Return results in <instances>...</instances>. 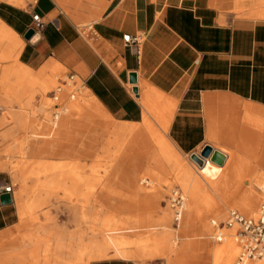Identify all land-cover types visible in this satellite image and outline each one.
I'll return each mask as SVG.
<instances>
[{
	"label": "crops",
	"instance_id": "obj_1",
	"mask_svg": "<svg viewBox=\"0 0 264 264\" xmlns=\"http://www.w3.org/2000/svg\"><path fill=\"white\" fill-rule=\"evenodd\" d=\"M34 14L42 27L36 33L38 40L30 44L22 35ZM0 24L21 41L17 61L25 70L37 71L38 77L51 71L72 76L117 125L150 126V120L180 154L209 146L222 153L231 151L237 162L264 167L262 0H0ZM122 35L140 36L137 53L123 43ZM131 72L135 85L128 84ZM85 114L84 105L75 103L67 135L72 117L83 119ZM75 129L88 133L84 123ZM87 139L92 143L93 134ZM27 142L26 160L48 157L61 148L58 141L31 151ZM164 156L172 159L169 149ZM209 163L206 159L204 167ZM182 174L186 187L191 172ZM90 178L91 170L70 177ZM6 183L0 170V193ZM13 191L12 186L10 202L0 204V264L9 260L14 264L16 258L21 264H36V259L39 264H57L53 242H45L42 231L38 232L42 240H37L36 224L23 218ZM42 193L34 189L26 194ZM245 194L238 197L239 206L248 208L247 215L252 216L255 200ZM204 200L211 203L208 197ZM211 209L215 208H207ZM139 252L114 254L150 259L149 253L143 251L141 258ZM62 254L69 258L68 250ZM88 264L141 263L109 256Z\"/></svg>",
	"mask_w": 264,
	"mask_h": 264
},
{
	"label": "rangeland",
	"instance_id": "obj_2",
	"mask_svg": "<svg viewBox=\"0 0 264 264\" xmlns=\"http://www.w3.org/2000/svg\"><path fill=\"white\" fill-rule=\"evenodd\" d=\"M228 14L243 17L236 13ZM21 45V41L12 36L8 47L11 48V58H0V170L5 172L7 182L14 188L15 203L24 212L23 218L30 224H36L34 230L37 240H42L38 236V232L42 231L46 235L45 242H53V249L58 251V257H54L57 264H74V261L66 259V251L68 250L67 255H70L71 249H74L76 232H84L90 227H104L103 229L111 232L104 233L101 241L103 246L111 249L110 257L127 258L141 264H166L158 249L165 244L164 239L145 242L142 239L146 237L135 236V227L140 223L141 217L151 216L157 220L167 215L171 228L178 230L172 221L168 200L172 189H177L185 198L182 220L191 209L200 208L199 215L206 226L201 232L205 243L202 257L207 264L209 249L219 244L211 237L215 232L211 220L216 223L223 221L229 209H235L244 216H251L239 210L238 197L246 195L245 193L253 196V212H256L258 187L264 182V167L259 168L258 164L254 163L248 165L237 162L239 158L231 151L224 150L227 156L222 165L211 162L202 170L188 155L178 153L162 133L156 130L153 122L147 119L150 126L136 125L130 129L117 125L95 104L77 80L67 81L62 73L56 71L41 77L34 71L29 87L24 85L25 87L22 86L18 91L16 84L20 83L19 77L13 76L10 81L8 77L21 68L17 61ZM6 49V43L0 40V56ZM57 80H64L67 85H62ZM56 87H59L60 92L56 95L57 101L53 102L48 96ZM17 91L23 96L18 99L19 102L25 103L21 107L12 103V96ZM71 102L84 105V118L72 117L70 132L59 140L61 148L54 154L31 158L30 162L33 161L34 164L30 166L33 175L32 179L27 180L28 192L39 189L43 193H23L18 185L20 178L16 169L27 161V140L30 146H36L34 151L43 144L53 142L60 129L61 120L67 116V112L61 114V111L63 108H69ZM52 111H58L60 117L52 118ZM83 123L88 131L86 135L75 129L78 124L82 126ZM54 124L56 129L51 139L35 142L28 138L30 134L48 135ZM89 134H93V144L87 139ZM126 135H129L130 140ZM168 149L172 155L170 160L164 156ZM89 170L91 178L85 181L87 185H83L81 179H70L74 173H87ZM184 170L191 172L186 180V187L182 185V181H185L182 174ZM243 170L246 171L243 173ZM131 176L135 178V185L130 184ZM223 196L226 199L222 198ZM206 197L211 199V203L204 200ZM74 206L82 209L80 212L85 211L94 217L107 215L108 223L104 225L89 217L87 224L80 220L75 224L72 215ZM210 207L215 209L207 210ZM145 223L150 225L151 221L146 220ZM66 225H69L68 237ZM226 230L227 228H224L221 232ZM228 230H231L234 236L235 227ZM194 239L195 237L189 238ZM59 244H62L61 248ZM43 248L46 250L48 244L45 243ZM135 250L149 253L150 259L114 254L120 251L133 255ZM63 251L65 258L62 256ZM196 253L201 255L200 252ZM237 254L238 245L230 264ZM38 261L36 259V264H39ZM46 261L48 262L47 259ZM13 262L21 264L19 258ZM88 262L86 260L83 264ZM10 263L11 260L8 261V264Z\"/></svg>",
	"mask_w": 264,
	"mask_h": 264
},
{
	"label": "bare ground",
	"instance_id": "obj_3",
	"mask_svg": "<svg viewBox=\"0 0 264 264\" xmlns=\"http://www.w3.org/2000/svg\"><path fill=\"white\" fill-rule=\"evenodd\" d=\"M262 2L264 4V0H262ZM12 36L13 33L0 24V40L6 43L8 49L1 52L0 58L3 60L11 58V55L9 54L11 48L8 47L11 44ZM32 73L33 72L31 70L29 69L25 70V68L21 66L20 70L11 73V75L8 77L9 79L8 81L11 80V77L18 76L20 83L16 85L18 86L19 89L18 91H20V88L24 85L29 87V83L33 80ZM43 90L44 89H42V91ZM18 91L12 96V103L14 105L16 104L18 107H21L22 105H25V103L23 101L21 103L19 102L18 99L22 98L23 96ZM69 104H70L69 108H65V109L63 108L61 111V114L67 112V116L64 117L60 122V129L58 131L57 137L55 138V140H53V142L55 143L58 142L59 140H62L65 136H67L68 126H69L68 116L70 111L75 109V104L73 102ZM58 115L59 113L56 114V117L54 119L59 118L60 115L59 116ZM55 129H56V125L54 124L48 135L42 136V135L30 134L28 138L35 142L40 139L41 140L51 139L53 137ZM34 147L36 146L34 145L31 146V151H33ZM32 164L34 163L30 162V160H27L24 164H21V166H18L16 169L17 175L20 178L18 181V185L20 186L23 193L28 192L29 189L27 187V180L32 179L33 172H32V168L30 167ZM197 166L198 168L204 170V168L207 165H205L204 167V163H203L202 165H197ZM130 182L131 185H135V179H131ZM82 184L87 185L86 182L83 180H82ZM222 198L226 199V197L224 196ZM73 208L74 209L72 210V215L75 224L79 220L82 221V223L87 224L89 217L91 218V220L95 219V221L101 222L104 225L108 223L109 217L107 215L101 214L97 217L96 216L94 217L93 215L91 216L89 213L85 211L80 212V210L82 209L76 206H74ZM184 209H185V198L184 196H182L180 218L175 224V228L178 227V230H174L171 228L167 215L166 216L164 215L162 218L157 220L153 219L151 216H146L145 218L143 217L139 218L140 223L135 227V236H140L141 238L146 237L145 239H142L145 242L150 240L164 239L165 244H162V246L158 247V249H159V254L162 257H164L166 264H205V263L207 264V262H205V259L202 257V253H203L202 251L205 250L204 249L205 243L203 242L204 235L201 232L206 229V226L203 224V220L199 215L200 208L191 209L185 215V218L182 220L181 218ZM239 210L242 213L247 214L246 210H248V208L239 206ZM253 215H255V212H253L252 216ZM146 220H150L151 224L149 225L145 223ZM103 228L95 229L90 227L84 232L82 231L76 232L75 247L74 249H71L69 255V259L71 261H74V264H83V262L86 260L92 261L93 259L111 256L112 254L111 249L101 244L104 233L111 234V232ZM224 228L226 227L223 226L221 229L218 230V234L221 235V239L220 241H217L215 243L219 242V244L214 245L208 251V255H209L208 264H230L235 255L238 244L234 239L232 231L228 230V229H232V227L227 228V230L224 233H222L221 231ZM215 234L216 233L213 232V234L211 235V237H213L214 240H215ZM84 235H86V237H83ZM191 237H195V239L189 240V238ZM61 246L62 244H59V248H61ZM196 252H200L201 255L199 254L197 255ZM238 252H239V246H238ZM142 253L143 251L140 250L139 257L141 258L143 257ZM61 263L63 262H60V264ZM245 264H264V256L256 260H247Z\"/></svg>",
	"mask_w": 264,
	"mask_h": 264
},
{
	"label": "built area",
	"instance_id": "obj_4",
	"mask_svg": "<svg viewBox=\"0 0 264 264\" xmlns=\"http://www.w3.org/2000/svg\"><path fill=\"white\" fill-rule=\"evenodd\" d=\"M31 29L37 33L42 27V22L36 14L31 16ZM122 41L126 45L135 47L139 45L140 36L122 35ZM67 81L73 82L72 76L65 77ZM62 85H67L64 80H57ZM60 92L59 87L49 92V98L54 102L57 101V94ZM55 111H52V118L56 117ZM12 185L7 182L1 187L2 192L11 193ZM258 205L253 216H244L235 209H229L226 212L223 221L215 222L211 220V225L215 229V240L220 241L221 235L218 230L223 226L226 228L235 227L234 239L239 246V252L232 264H245L247 260H256L264 256V182L258 187ZM169 206L172 210V221L176 224L180 218L182 195L177 189H172L168 197Z\"/></svg>",
	"mask_w": 264,
	"mask_h": 264
},
{
	"label": "water",
	"instance_id": "obj_5",
	"mask_svg": "<svg viewBox=\"0 0 264 264\" xmlns=\"http://www.w3.org/2000/svg\"><path fill=\"white\" fill-rule=\"evenodd\" d=\"M22 39L29 42L30 44H34L38 40V35L33 32L31 28L26 29V31L22 35ZM128 84L135 85L136 76L135 73H128ZM132 92L136 94V89L132 88ZM188 157L192 162H195L197 165H202L204 161L207 159L208 161L220 166L223 164L226 156L224 153L210 148L209 146H204L199 150L198 153H190ZM10 202L9 194L6 192L0 193V204H7Z\"/></svg>",
	"mask_w": 264,
	"mask_h": 264
}]
</instances>
